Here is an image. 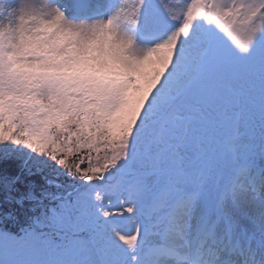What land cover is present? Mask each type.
Listing matches in <instances>:
<instances>
[{
  "label": "snow or ice",
  "instance_id": "1",
  "mask_svg": "<svg viewBox=\"0 0 264 264\" xmlns=\"http://www.w3.org/2000/svg\"><path fill=\"white\" fill-rule=\"evenodd\" d=\"M0 264H264V0H0Z\"/></svg>",
  "mask_w": 264,
  "mask_h": 264
}]
</instances>
